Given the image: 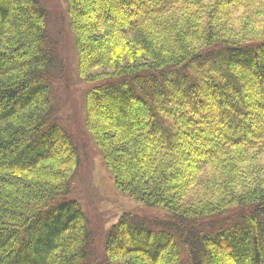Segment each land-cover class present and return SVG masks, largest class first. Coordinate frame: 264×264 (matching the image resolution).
<instances>
[{
  "label": "trees",
  "instance_id": "16d2710c",
  "mask_svg": "<svg viewBox=\"0 0 264 264\" xmlns=\"http://www.w3.org/2000/svg\"><path fill=\"white\" fill-rule=\"evenodd\" d=\"M86 126L124 213L109 264H264V0H65ZM42 0H0V264H95L70 197L79 148L52 99Z\"/></svg>",
  "mask_w": 264,
  "mask_h": 264
},
{
  "label": "rangeland",
  "instance_id": "374dc122",
  "mask_svg": "<svg viewBox=\"0 0 264 264\" xmlns=\"http://www.w3.org/2000/svg\"><path fill=\"white\" fill-rule=\"evenodd\" d=\"M49 13V31L59 62L52 99L59 122L75 140L81 164L71 185L70 197L81 203L87 214L94 238V263L106 261L105 241L110 228L129 212L152 220L167 218L162 209L147 206L117 188L114 177L104 162L103 154L86 126V95L90 84L78 74V54L65 0H42ZM264 167V159L262 160Z\"/></svg>",
  "mask_w": 264,
  "mask_h": 264
}]
</instances>
